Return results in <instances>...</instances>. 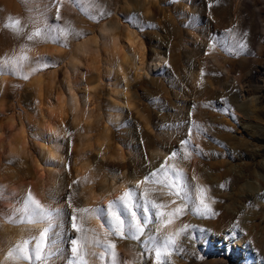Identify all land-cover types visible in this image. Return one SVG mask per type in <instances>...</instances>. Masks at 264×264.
Wrapping results in <instances>:
<instances>
[{
    "label": "rangeland",
    "instance_id": "1",
    "mask_svg": "<svg viewBox=\"0 0 264 264\" xmlns=\"http://www.w3.org/2000/svg\"><path fill=\"white\" fill-rule=\"evenodd\" d=\"M259 9L261 14L257 13ZM17 19L19 25L15 24ZM116 24L122 45L129 37L135 39L137 49L144 45L147 65L160 55L167 60L163 69L155 70L153 66L140 78L130 69V98L123 99L127 103L117 109L118 118L109 112L111 87L104 79L103 64L90 58L84 61L81 73L69 69L78 47L99 35L104 26ZM37 28H47L48 34L42 31L41 38L29 41L28 35ZM263 31L264 0H0V59H17L19 65L16 70H0V219L18 228L22 224L17 219L18 209L31 189L42 203L63 209L54 228L60 249L56 264H68L70 241L81 235L88 237L86 245L81 243L90 264L89 252L100 247L94 244L93 236L103 239L107 224L94 234L96 216L84 214V219L78 221L83 233L71 228L68 194L74 195L72 207L91 208L80 184L73 183L79 181L76 169L91 163L88 181L98 187L109 176L120 177L122 167L143 180L165 163L164 159L152 158L145 165V155L156 150L171 153L179 149L181 141L197 135L203 143L199 152L191 144L179 149L177 157L166 165L172 169L168 178L174 179L175 168L183 170L196 202L198 189L202 188L199 184L207 182L208 188H203L206 202L218 214L193 215L179 224L177 230L189 225L178 240L183 252L170 248L168 264L203 263L207 257L198 253L203 234L223 228L226 215L236 207L231 204L243 201L245 194L254 200L249 220L257 224L253 225V233L259 238L252 241V257L241 263L229 259L228 264H262ZM52 36L60 39L54 41ZM24 56L26 60L19 59ZM83 89L92 92L95 113L91 128L88 122L75 120L66 103L74 91L82 98ZM104 127L110 142L124 152L122 161L102 159L93 147L94 138ZM87 130L93 137L90 144L81 140ZM44 139L55 141L64 157V168L58 172L55 185L47 189L48 175L35 162ZM109 151L113 152L111 146ZM185 153L188 159H184ZM144 188H149L150 199L167 205L163 209L166 211L168 202L160 191L166 187L146 182L138 196L142 197ZM169 196L175 199L170 192ZM99 219L104 222L103 217ZM45 226L39 224L37 232L19 234L17 242L38 236ZM243 231L248 234L251 230ZM107 239L116 244V264L155 263L154 252L146 254L140 241L115 236ZM34 243L30 242V249ZM3 264L14 261L4 260Z\"/></svg>",
    "mask_w": 264,
    "mask_h": 264
},
{
    "label": "bare ground",
    "instance_id": "2",
    "mask_svg": "<svg viewBox=\"0 0 264 264\" xmlns=\"http://www.w3.org/2000/svg\"><path fill=\"white\" fill-rule=\"evenodd\" d=\"M261 14V10L257 12ZM115 28H119V25H106L100 30V34L93 36L85 41L77 51L74 53V56L71 57L69 61V69L72 73L82 72L83 66L86 65L84 61L90 58L93 62L96 61V64L99 62L103 64V74L106 81H109L111 87V109H109L110 115L118 118L119 108L122 104H126L129 100L130 84L132 81L131 76L129 75L130 69L131 72L135 75L136 78H140L145 74L148 75L153 66L155 70H161L167 63V60L164 56H158L154 62L150 65H147L146 60H144V45L137 49L135 39L131 37L127 38L125 45H122L120 41V36L117 34ZM264 38V31L262 33ZM160 53V52H158ZM102 61V62H101ZM82 98L77 92H72L70 97L66 100L67 106L72 111V114L75 120H84L88 122L87 126L90 127L94 121L95 108L91 100V91L83 89ZM258 102H252L256 104ZM92 122V123H90ZM79 125V124H78ZM245 126V125H244ZM88 128V129H89ZM107 127H104L98 137L94 138L91 136L90 130H87L85 134L82 135L81 140L90 144L93 142V147H95L100 153L102 159H113L117 161H122L125 159L124 152L122 149L114 145L109 140V135L107 134ZM191 148L200 147L203 143L200 141V137L193 135L190 137ZM109 146L113 149V152L110 153ZM22 151H25V148H22ZM40 157L35 158L37 166L46 171L48 179L46 180V189L49 186L50 188L55 185L57 181L58 172L64 168V157L62 156L58 144L53 140L44 139L39 144ZM171 153L160 152V150L149 152L144 157V164L148 165L152 158L156 159H166L170 157ZM177 157V156H176ZM169 159L168 161L172 160ZM71 163V161L69 160ZM263 167V165H261ZM92 171L91 163H87L78 167L76 172L79 173V184L83 190V193L89 200L91 208L96 206H103L106 208L109 201L115 200L117 197L121 196L126 190L136 189L138 181H141L138 177L133 176L129 173V170L121 168V175L109 176L107 180L102 182L99 187L96 183H92L89 180L88 176ZM264 179L263 176H261ZM78 179V178H77ZM264 182V180H263ZM202 188L205 190L208 188L207 182H202ZM207 187V188H206ZM142 188V185L137 190V192ZM162 195L164 199L168 202V208L165 212L171 211L174 207L180 204V200L175 197L173 199L169 196V192L166 188H163ZM243 201H239L236 205L232 203L234 209L226 215L225 223L226 225L223 228L215 229L213 228L209 232H205L201 238V247L202 250L198 251L199 256L207 257L205 261L201 264H228L229 259H234L236 262L241 263L244 258L252 257L254 252L251 251L252 241H257L259 238L258 234L253 233V224L250 222V213L254 208V200H250L249 195L245 194L241 197ZM175 201V203H173ZM229 205V206H231ZM262 211L260 212V214ZM193 214L191 211H187L185 214L180 215L178 218H173V223L167 225L163 228V231L175 233L178 229L179 224L186 223L187 219L192 218ZM166 218V217H165ZM260 222L264 220V216L260 215ZM21 222L24 219L23 215L19 213L18 218ZM255 220V219H254ZM13 221V220H12ZM204 223V221H202ZM206 223V222H205ZM101 221L96 217L95 224L92 228V232L101 231ZM238 224V228H234V225ZM151 227V226H150ZM203 227V226H202ZM39 224H26L23 223L19 227L10 225V223L5 219H0V235L2 243L0 245V264L4 263V257L7 251L14 247L17 243V236L26 231L37 232ZM250 229L251 231L248 234H245L243 229ZM104 232H102V235ZM101 236L100 239H102ZM144 238H141L143 240ZM130 242H133L132 240ZM93 249V248H92ZM95 249V248H94ZM96 253L92 255L91 253ZM89 252V262L90 264H110L111 257L109 255H104L101 257V253H104V248L99 247L95 250ZM143 253V252H142ZM136 255H132L131 258H135ZM142 256L138 257V260H141ZM15 264V262H14ZM23 264H29L25 261ZM130 264H133L131 262ZM141 264H155L154 262H145ZM191 264V263H189ZM264 264V259L262 261Z\"/></svg>",
    "mask_w": 264,
    "mask_h": 264
},
{
    "label": "snow or ice",
    "instance_id": "3",
    "mask_svg": "<svg viewBox=\"0 0 264 264\" xmlns=\"http://www.w3.org/2000/svg\"><path fill=\"white\" fill-rule=\"evenodd\" d=\"M57 11L59 12V10ZM15 24H20L19 19L15 21ZM42 31L43 34H48L47 28L43 30L37 28L31 35H28L27 39L32 41L34 38H41ZM51 38L54 41L60 39L59 36H52ZM19 59L26 60L27 57H20ZM18 66L17 59H0V70L8 67L16 70ZM189 143L190 141L188 139L181 141L179 149L184 148ZM179 149H174L170 157L165 159V163H162L159 168L146 175L143 180L138 181L136 189L126 190L115 200L109 201L106 208L103 206H96L94 208L72 207L75 202L73 193L70 192L66 197L68 207L72 208L71 228L76 233H83L82 224L78 221L84 219V214H94L97 218H104V222L101 224V228H104V225L107 224L104 238L100 239L97 236H93V242L96 246L104 248V253L100 254L101 257L104 255L111 257L110 264H116L117 253L115 251V242L107 239L108 236L140 241L146 254H152L154 252L155 264H168V257L172 255V252L169 251L170 248H174L178 252H183V248L178 244V240L181 235L186 234L189 225L185 224L175 233H165L163 228L171 225L174 217L178 218L187 211H191L193 215H199L201 217L206 215L216 216L218 214L206 202L203 188L198 189V202L193 200L190 191L191 186L183 170L175 168L173 173L174 179L170 180L168 178V172H171L172 169L166 168V165L169 159L175 158L178 155ZM196 150L199 152L198 147ZM184 159H188L187 153H185ZM146 182L164 185V187L169 189L171 195L180 200V204L171 211L165 212L163 209L167 205L157 203L154 199H150L149 188H144L142 197L138 196L137 190ZM73 183L77 184L79 181H74ZM220 187H223V185ZM71 188L72 185H69V189ZM152 190L155 191L156 189ZM160 191H163V188ZM18 211L24 217L22 220L23 223L43 224L46 226L39 232L38 236L30 235L28 239L18 241L14 247L7 251L4 260L14 261L15 264H23L25 261L29 262V264H56L60 249L57 233L54 231V228L57 226L63 209L42 203L33 195L31 189H29ZM238 227V224L234 225V228ZM141 237H144V239L141 240ZM32 240L35 243L30 249L29 245ZM82 241L86 245L88 241L87 235H81L79 239H72L70 241L71 257L68 260V264H87L85 255L83 254L84 245H82ZM91 254L96 255L94 252Z\"/></svg>",
    "mask_w": 264,
    "mask_h": 264
}]
</instances>
